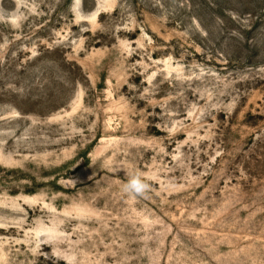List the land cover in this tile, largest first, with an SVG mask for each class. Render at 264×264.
Wrapping results in <instances>:
<instances>
[{
    "label": "rangeland",
    "instance_id": "rangeland-1",
    "mask_svg": "<svg viewBox=\"0 0 264 264\" xmlns=\"http://www.w3.org/2000/svg\"><path fill=\"white\" fill-rule=\"evenodd\" d=\"M73 7L0 0V264H264V0Z\"/></svg>",
    "mask_w": 264,
    "mask_h": 264
},
{
    "label": "clouds",
    "instance_id": "clouds-1",
    "mask_svg": "<svg viewBox=\"0 0 264 264\" xmlns=\"http://www.w3.org/2000/svg\"><path fill=\"white\" fill-rule=\"evenodd\" d=\"M73 10L83 14L82 0H74ZM0 19H3V17L0 16ZM151 187L145 175L142 172H136L128 176L126 183L123 184L122 191L132 199L147 198Z\"/></svg>",
    "mask_w": 264,
    "mask_h": 264
}]
</instances>
